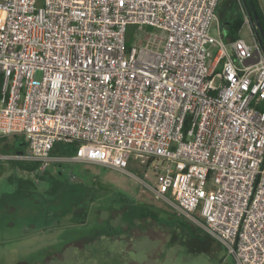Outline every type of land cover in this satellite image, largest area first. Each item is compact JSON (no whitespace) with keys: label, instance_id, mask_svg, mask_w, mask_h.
<instances>
[{"label":"built area","instance_id":"2783aa9c","mask_svg":"<svg viewBox=\"0 0 264 264\" xmlns=\"http://www.w3.org/2000/svg\"><path fill=\"white\" fill-rule=\"evenodd\" d=\"M219 1L0 0V137L41 172L131 176L234 264H264V47L241 4L250 41L225 40ZM144 27L160 47L129 42Z\"/></svg>","mask_w":264,"mask_h":264},{"label":"rangeland","instance_id":"374dc122","mask_svg":"<svg viewBox=\"0 0 264 264\" xmlns=\"http://www.w3.org/2000/svg\"><path fill=\"white\" fill-rule=\"evenodd\" d=\"M143 31L131 41L160 47L156 32ZM210 32L218 36L215 23ZM241 37L250 41L247 25ZM12 142L17 147L20 139L9 135L0 142V264H234L222 246L139 180L88 162L22 170L16 152L4 146ZM59 163L63 189L48 195ZM128 170L143 176L134 161Z\"/></svg>","mask_w":264,"mask_h":264},{"label":"trees","instance_id":"16d2710c","mask_svg":"<svg viewBox=\"0 0 264 264\" xmlns=\"http://www.w3.org/2000/svg\"><path fill=\"white\" fill-rule=\"evenodd\" d=\"M240 4L242 5L243 9L245 11H247L248 15H249V19L251 21V24L253 25V29L255 31V35L257 37V40L259 41V43L262 45L263 47V42L261 40V34L259 31V27L258 25L261 27L262 33L264 35V7L261 3V0H251L252 5L254 7L255 10V15L256 18L254 17V15L250 12L249 7L247 5V1L246 0H239ZM223 26H227L230 28L229 29V36L231 39H235L237 37H239V30L243 25V18H242V14L241 12H237L236 14H234L232 17H230L229 20H226V23L222 21ZM132 38V33L129 32V42ZM14 138H19L20 139V143L18 144L17 147H15V145L13 144V142L10 143H4V146L6 147L7 150L13 149V151L17 152L20 150H23L25 145H22L21 141H25L23 136L21 135H12ZM6 136H1L0 137V142L5 141ZM1 149V146H0ZM75 150V145L74 144H56L54 145V147L52 148V154L56 155V154H63V155H71L73 154ZM59 167L57 169V180L56 183H53L52 185H49V187L47 188V190L45 191L48 195H60L59 191L63 189V186L61 185L63 183V181L61 180V176H62V163L58 164ZM19 167L22 170H37V164L35 162H28V161H22L19 160ZM60 182V183H59ZM98 189V188H97ZM102 189H104V187H102ZM62 194V193H61ZM61 197V196H60ZM51 200V198H50ZM48 202L50 203V201L48 200ZM17 264H27V262H18Z\"/></svg>","mask_w":264,"mask_h":264},{"label":"crops","instance_id":"0c3cea01","mask_svg":"<svg viewBox=\"0 0 264 264\" xmlns=\"http://www.w3.org/2000/svg\"><path fill=\"white\" fill-rule=\"evenodd\" d=\"M261 3L263 5V7H264L263 0H261ZM222 5L224 6L225 10L220 11V9H219V12H221L219 14V13H217V8L220 7V6H222ZM217 8H216V14H217V18H218V21H219V26H220V29H221L222 33L224 34L225 40L228 41V40L231 39L230 36H229L230 35L229 34V29L230 28L228 27V24H227V26L226 25L223 26L222 21L226 23V20L228 19V16L227 17H225V16H226V14H227L226 12L228 11L229 8H230V10H229L230 11V13H229L230 17H232L234 14H236L239 11L242 14L240 1L239 0H221L220 4L217 5ZM232 10H233V12H232ZM215 27H216V25H215ZM241 28L239 30V37H241ZM149 29H151V28H149V27H145L144 28V30H146V32H154V30H150L149 31ZM217 245L219 246V244H217Z\"/></svg>","mask_w":264,"mask_h":264},{"label":"water","instance_id":"95a60500","mask_svg":"<svg viewBox=\"0 0 264 264\" xmlns=\"http://www.w3.org/2000/svg\"><path fill=\"white\" fill-rule=\"evenodd\" d=\"M247 1V5H248V7H249V10H250V12L254 15V17L256 18V15H255V10H254V7H253V5H252V2H251V0H246ZM258 27H259V31H260V34H261V40H262V42H263V47H264V35H263V33H262V30H261V27L258 25Z\"/></svg>","mask_w":264,"mask_h":264}]
</instances>
